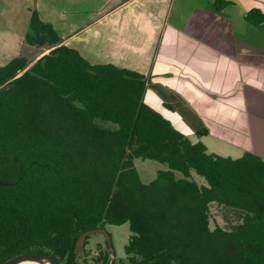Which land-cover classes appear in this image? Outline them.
Instances as JSON below:
<instances>
[{"label": "trees", "instance_id": "16d2710c", "mask_svg": "<svg viewBox=\"0 0 264 264\" xmlns=\"http://www.w3.org/2000/svg\"><path fill=\"white\" fill-rule=\"evenodd\" d=\"M244 18L264 27L257 8ZM60 41L32 11L24 42L40 51ZM27 59L0 65V82ZM146 87L141 74L91 64L64 43L0 87V182L10 183L0 184V264L28 253L56 264H117L105 239L94 251L87 235L81 255L75 245L87 230L124 223L128 264H204L229 240L236 258L213 264H264V159L207 152L143 101ZM135 159L165 168L145 184ZM212 202L235 212L234 226L209 227Z\"/></svg>", "mask_w": 264, "mask_h": 264}, {"label": "crops", "instance_id": "0c3cea01", "mask_svg": "<svg viewBox=\"0 0 264 264\" xmlns=\"http://www.w3.org/2000/svg\"><path fill=\"white\" fill-rule=\"evenodd\" d=\"M226 1L0 0V65L26 56L35 11L91 64L141 74L143 101L191 142L264 159V27L244 18L264 0Z\"/></svg>", "mask_w": 264, "mask_h": 264}, {"label": "rangeland", "instance_id": "374dc122", "mask_svg": "<svg viewBox=\"0 0 264 264\" xmlns=\"http://www.w3.org/2000/svg\"><path fill=\"white\" fill-rule=\"evenodd\" d=\"M80 26L81 25H79V27ZM16 35L17 34L14 35L15 39L12 41V44H13V47H15L16 51L19 53L20 50H22V47L21 45L18 44ZM23 49H24L23 50L24 53H26L27 51L29 52V53L27 52L26 54V57L28 58L32 56L33 54L37 53L39 50L37 48L30 47L27 45H25ZM14 51H15L14 49L10 50V52L12 53H14ZM216 152H217L216 154H219L221 156H227V155L232 156V157L238 156L237 153H230L227 151H216ZM134 166H135V169L138 173L140 180L145 184H149L150 182H152L156 178L157 171L163 170L165 168L162 164L154 160H150V159H135ZM180 176L181 175L176 172V177H180ZM195 179L198 181V183L204 182L203 178H200L196 175H195ZM236 222H237V217L233 210L227 209L223 206H218L215 202L210 203L209 205V227L211 229L214 227L215 224L219 225L223 229H230L232 226L235 225ZM105 230L110 236L111 245H112V248L115 254V259L117 261V264H118V261L120 260L125 262L124 264H128L126 261V255L124 252V246L127 244L129 234H130L128 224L127 223H124L121 225L108 224L105 226ZM104 239H105V236L101 232H94L90 234V237L88 238V248H90L91 250L94 249L95 251V246L97 244L104 245L103 243ZM174 246H176L175 243H174ZM179 246L181 247V249L184 248L182 247V245H179ZM220 249L223 253L222 257H218V256L208 257L204 264H213L214 262H216V260H220L223 258L229 259V260L236 258L238 251H237V245L235 244L234 241L229 240L227 242L226 241L222 242L220 244Z\"/></svg>", "mask_w": 264, "mask_h": 264}, {"label": "water", "instance_id": "95a60500", "mask_svg": "<svg viewBox=\"0 0 264 264\" xmlns=\"http://www.w3.org/2000/svg\"><path fill=\"white\" fill-rule=\"evenodd\" d=\"M62 43H63V40H61L59 43L48 45L47 47H45V48L41 49L40 51H38L37 53H35L32 57L27 59L26 63L20 69H18L15 73H13V74L9 75L8 77H6L5 79H3L0 82V87L3 86L9 80L19 76L27 67H29L41 55L45 54L46 52H48L52 48H54V47H56ZM0 184L1 185H10V183H5V182H0ZM94 232L103 233L106 240H107L108 247H111V239H110V236L107 233V231L101 227L95 228V229L87 230L78 236V238L76 240L75 251L79 255H81V249L83 248V243H84L85 237L87 235L94 233ZM21 262H32V263H39V264H56V262L50 256L43 254V253H28V254L17 255V256H14V257L4 261L2 264H18Z\"/></svg>", "mask_w": 264, "mask_h": 264}, {"label": "bare ground", "instance_id": "6f19581e", "mask_svg": "<svg viewBox=\"0 0 264 264\" xmlns=\"http://www.w3.org/2000/svg\"><path fill=\"white\" fill-rule=\"evenodd\" d=\"M18 264H39V263H32V262H21V263H18Z\"/></svg>", "mask_w": 264, "mask_h": 264}, {"label": "flooded vegetation", "instance_id": "af4514ba", "mask_svg": "<svg viewBox=\"0 0 264 264\" xmlns=\"http://www.w3.org/2000/svg\"><path fill=\"white\" fill-rule=\"evenodd\" d=\"M105 240H106V238H105ZM106 242H107V240H106Z\"/></svg>", "mask_w": 264, "mask_h": 264}]
</instances>
